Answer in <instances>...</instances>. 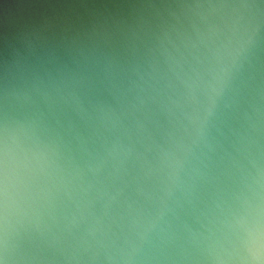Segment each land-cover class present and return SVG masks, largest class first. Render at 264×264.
I'll list each match as a JSON object with an SVG mask.
<instances>
[{"label":"water","instance_id":"1","mask_svg":"<svg viewBox=\"0 0 264 264\" xmlns=\"http://www.w3.org/2000/svg\"><path fill=\"white\" fill-rule=\"evenodd\" d=\"M0 264H264V0H0Z\"/></svg>","mask_w":264,"mask_h":264}]
</instances>
